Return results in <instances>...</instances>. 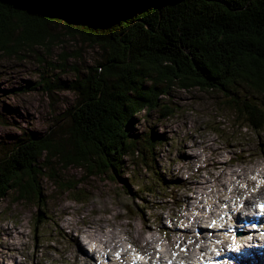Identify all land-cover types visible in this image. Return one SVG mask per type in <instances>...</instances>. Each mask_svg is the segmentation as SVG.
I'll return each mask as SVG.
<instances>
[{"label": "trees", "instance_id": "trees-1", "mask_svg": "<svg viewBox=\"0 0 264 264\" xmlns=\"http://www.w3.org/2000/svg\"><path fill=\"white\" fill-rule=\"evenodd\" d=\"M53 23L102 55L69 84L81 99L67 130L25 132L11 147L0 145V201L40 206L47 178L82 202L83 178L67 174L73 167L88 177H120L130 174L125 165L141 166L161 185L162 135L132 128L139 113L169 116L161 98L176 84L221 92L243 128L264 132V0H0V51L61 42ZM42 216L40 208L37 221Z\"/></svg>", "mask_w": 264, "mask_h": 264}, {"label": "rangeland", "instance_id": "rangeland-1", "mask_svg": "<svg viewBox=\"0 0 264 264\" xmlns=\"http://www.w3.org/2000/svg\"><path fill=\"white\" fill-rule=\"evenodd\" d=\"M48 28L60 34L62 41L49 44L47 49L33 45L18 54L0 51V145L6 148L25 138V132L45 135L67 130L71 124L69 112L81 99L69 84L79 75L78 70L97 64L101 58L102 51L96 45L62 35L61 25L53 23ZM47 81L50 90L44 89ZM161 100L169 105L171 114L139 113L132 130L162 135L156 160L165 182L160 185L157 176H151L141 166L125 165L130 174L122 171L120 177L113 173L88 177L85 170L73 167L67 174L75 177L74 181L83 178V194L79 195L82 202L61 193L47 178L42 180L45 200L40 206L24 200L12 205L10 197H4L0 201V264H75L76 254L83 261L91 256L97 262H107L99 252L87 249L91 244H87L90 238L84 230L90 227L84 225L85 218L93 219L92 225H102L97 232L105 228L112 231L110 236L115 232L118 245L111 244L108 251L131 252L124 256L123 264L128 257L157 258L145 245L150 235L163 249L158 254L166 257L181 253L189 257L190 248L197 244L205 253L220 250L218 229L208 231L207 239L193 238L196 229L204 228L202 224L213 222L200 221L198 217L211 215V209L214 219L230 221L229 210L235 211L246 200L252 205L255 199L264 197L262 188L261 194L252 195L264 180L257 179L254 171L262 169L264 176V132L243 128L244 122L229 97L218 91L185 89L176 84ZM261 101L264 104V97ZM242 172L248 173L245 177L255 180L254 184L238 179L239 188L230 185V176ZM216 176L221 178L219 183L226 182L225 196L221 198L227 200L209 195ZM186 195L201 199L185 200ZM40 208L46 217L37 221ZM193 218L199 225L193 223ZM145 224L151 226L150 232ZM183 246L189 251L182 252ZM135 247L146 253L145 258L135 254Z\"/></svg>", "mask_w": 264, "mask_h": 264}, {"label": "bare ground", "instance_id": "bare-ground-1", "mask_svg": "<svg viewBox=\"0 0 264 264\" xmlns=\"http://www.w3.org/2000/svg\"><path fill=\"white\" fill-rule=\"evenodd\" d=\"M254 171L257 173V179H262V178L264 179V176L262 174V172H263L262 169L257 168ZM233 175H236V176H233ZM233 175L230 176V181H229L230 183L229 184L233 185L235 187H237V185H238V179L240 180V182H245L248 185H253L254 182H255V180L253 181V179L245 177V176L248 175V173H246V174L244 172H242L240 174L234 173ZM219 180L221 181L220 176H216V180H215L216 183H215V185H213L212 189L210 190L209 195H212L213 198L217 199V200H227V198H225V199L221 198L222 196H225V195H222V194H223V188L227 189L226 182L224 181L222 183H219ZM262 187H263L262 189H264V180H262ZM237 188H239V187H237ZM246 192L247 193H251V190L249 188H246ZM261 193L262 192H259V194H261ZM252 195H257V193H254ZM184 198H185V200H200L201 199L200 197L194 196V195H192V196H189V195L187 196L186 195ZM255 200H257V199H255ZM259 202H262V200L258 201L257 203H259ZM247 203H251V201L247 200ZM192 208H193V206H192ZM208 212H210V214L211 213L212 214L211 215H202V216L198 217V219L200 221L204 220V222H206L209 219H213L214 214L211 211V209L208 210ZM238 217L241 218V215L239 214ZM192 221H193V223H196L197 225H199L198 221L195 218H193ZM91 222H94V220L91 219V218L90 219L85 218V220H84V225L90 227V228H87L86 230H84V232L93 241V245H92V249L91 250L94 251L95 248H96L100 253H102V254H104L106 256H109L108 248L111 246V244H112V247H116L118 245V243L116 242V239H115L117 237V235L114 232L113 236H110L109 233H111L112 231L108 230V229L106 230V228L101 230V232H97V229H102V225L97 223V222L94 225H92ZM214 223H215V221L213 220V222H210L208 225L202 224V226L204 228H202L200 230V234H201L200 238L201 239H207L208 238V233L207 232L210 231V229H208V227H212L213 230L216 229V227L213 226ZM96 225H97V228H95V230H92V228L96 227ZM145 225H146V227L144 226V228H146V230L148 232H150L151 231V226L149 227L147 224H145ZM228 227H230V226H228ZM175 231H178L177 228L175 229ZM226 235H229V233L227 232ZM246 235H251V233L240 235L241 238H242V242H243V237L246 236ZM150 237L151 238H149V239L148 238L145 239V245L148 246L147 247L148 251L152 250L159 256V254H158L159 247L155 245L156 244L154 242L155 238L152 235H150ZM152 243H154L153 246H151ZM263 247H264V245H263ZM161 250H163V249L161 248ZM71 252H72V250H71ZM181 255L183 256V253H181ZM149 257L150 256H148V258ZM156 260H155V262H157ZM111 261L112 262L116 261V263L119 262L118 258H114ZM74 262H75V264H96L97 263V261L91 256H90V259L88 261H83V259L81 257H79L77 254H76ZM148 262H149V264L155 263L152 260H148ZM262 263L264 264V262L261 261L260 259H258L257 257H255L253 259L249 258L245 262V264H262ZM130 264H133V261Z\"/></svg>", "mask_w": 264, "mask_h": 264}]
</instances>
